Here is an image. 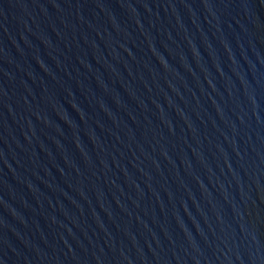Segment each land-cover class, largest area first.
Masks as SVG:
<instances>
[{
	"label": "water",
	"instance_id": "1",
	"mask_svg": "<svg viewBox=\"0 0 264 264\" xmlns=\"http://www.w3.org/2000/svg\"><path fill=\"white\" fill-rule=\"evenodd\" d=\"M0 264H264V0H0Z\"/></svg>",
	"mask_w": 264,
	"mask_h": 264
}]
</instances>
